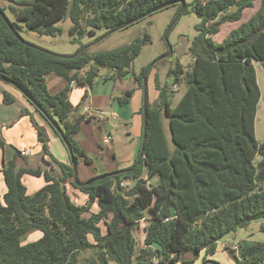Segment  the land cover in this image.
Here are the masks:
<instances>
[{
	"label": "trees",
	"instance_id": "1",
	"mask_svg": "<svg viewBox=\"0 0 264 264\" xmlns=\"http://www.w3.org/2000/svg\"><path fill=\"white\" fill-rule=\"evenodd\" d=\"M4 1L9 5H0V82L12 85L8 79L16 85L12 86L42 114L64 145V140L70 145L68 152L77 166L93 162L75 140L82 125L92 119L79 112L88 89L107 68L112 74L106 79L122 81L133 74L143 90L148 67L136 75L133 64L151 37L145 33L106 52L65 57L30 45L21 37L22 29L55 37L61 33L55 24L69 17L72 36H94L99 30L130 27L168 4L173 3L167 8L179 10V1L186 3L183 14L190 9L201 22L190 47L189 69L177 62L165 83L155 76L158 98L152 104L148 93L143 157L132 171L77 186L73 165L53 158L45 131L33 122L43 154L53 159L61 174L19 167L17 156L0 167L7 188L0 194V264H78L80 254L89 249L98 258L90 264H189L182 259L184 254L198 257L202 252L204 264L227 235L264 218V143L255 135L261 90L254 66L264 62V0ZM256 1L255 14L216 43L214 36L221 27L240 22ZM49 75L62 78L65 87L51 93ZM183 81L186 91L172 107L173 87ZM73 84L85 89L78 105L70 100ZM132 94L126 92L116 100L128 104ZM14 101L3 92L4 104ZM50 121L62 128V136ZM4 146L0 134V148ZM257 155L261 161L256 164ZM25 176L43 178L45 185L29 194ZM68 185L83 193L87 202L76 204ZM34 231L42 236L23 244ZM225 250L237 264H264V243Z\"/></svg>",
	"mask_w": 264,
	"mask_h": 264
},
{
	"label": "crops",
	"instance_id": "2",
	"mask_svg": "<svg viewBox=\"0 0 264 264\" xmlns=\"http://www.w3.org/2000/svg\"><path fill=\"white\" fill-rule=\"evenodd\" d=\"M82 73L85 74L86 72ZM47 82L53 94L62 90L66 85L64 80L56 75H49ZM102 85L103 88L99 92L94 93L93 88L88 89V98L84 103L87 109L83 114L92 117V119L90 122L84 123L80 132L75 135L77 144L93 160L91 165L82 161L78 164V178L82 182L102 174L132 168L135 161L139 158L142 147L144 95L142 90H140L139 83L134 76H130L122 81L106 79ZM5 91L13 96L15 101L12 104H4L3 92ZM129 91L133 92L129 103L125 105L118 103L116 98L120 96H117L116 92L124 95ZM84 94L85 89L76 87L73 84L70 92L72 104L78 105ZM110 105L113 106L110 117L115 121L114 123H109V119L104 118V114H100L103 106ZM23 111H28L29 114L25 115ZM33 122L45 131L48 138L49 151L53 158L67 165L72 164L68 149L42 114L19 90L12 85L0 82V134L5 142L4 149L0 148V167L4 162H8L17 156L19 167L52 169L53 174L59 176L61 171L58 165L51 157L43 154L42 145L38 142V132ZM164 125L170 137L167 119L164 120ZM106 136L112 138L111 143L108 145L103 144V139ZM24 151H30L31 154L22 156L21 152ZM27 177L25 180H30L34 192L45 185L43 178ZM32 178L36 181H33ZM152 181L157 183L156 179ZM70 187L68 185L71 198L73 199V195L77 194L79 201L85 204L87 199L80 196L81 194L78 190ZM69 189H72L73 194L70 193ZM6 190L3 175L0 173V194L3 196ZM93 210L97 211V207L94 206ZM226 244L219 242L218 249L219 246L225 249ZM218 249L216 253L219 251ZM217 255L210 257L209 260L220 264H234L232 262L219 261L221 259H218ZM182 259L185 262H190L189 264H203L204 252L200 253L198 257H194L191 253H186L182 256Z\"/></svg>",
	"mask_w": 264,
	"mask_h": 264
},
{
	"label": "rangeland",
	"instance_id": "3",
	"mask_svg": "<svg viewBox=\"0 0 264 264\" xmlns=\"http://www.w3.org/2000/svg\"><path fill=\"white\" fill-rule=\"evenodd\" d=\"M192 1L193 0H188L189 3H191ZM0 5L7 7L9 5V2L0 0ZM258 8L259 3L258 1H256L254 2V8L247 9L244 12V16L240 22L223 25L221 27L220 33L214 36V41L216 43L222 42L233 30L237 29L242 23L248 21L251 16L255 14ZM177 11L178 8L175 7L167 8L160 12L154 13L151 16H148L140 22L125 29H121L113 33L107 30H99L94 36H72L70 33L72 24L69 17L60 20L55 24V26L58 27L61 31V33H59L55 37L39 35L38 33L30 31L25 27L22 29L20 34L21 37L31 45H34L55 55L69 57L74 56L80 51L87 52L89 54L106 52L127 45L137 37H143L145 33H148L151 37V40L143 46L141 54L133 64V72L136 75H140L145 67L150 68V66H152V64L156 60L163 57L169 52L170 47L172 48L171 55L154 64V67L152 66L150 74L147 77L146 89L150 94L151 103L154 104L156 102L155 100H157L158 94L154 82L156 74H158L162 82L165 83L167 80H169L168 71L170 70V68H174L177 62L181 63L185 70H188L189 67L193 64V57L190 53V47L194 38L198 34L196 26L201 22V20L189 9L188 13L182 14L180 16L175 26L169 32L168 41H166V33L171 26L174 18L176 17ZM6 14L11 21H15L14 16L9 10H7ZM254 66L257 72L258 85L261 90V100L259 103L255 122V135L259 143H264V62L256 61L254 62ZM111 74L112 71L107 68L101 69L99 71L98 77L96 78L93 86L94 93L99 92L101 88H103L102 84L108 76H111ZM173 89L176 92L172 107H174L178 103L182 95L185 93L186 84L183 81L176 87H173ZM142 92L144 95V86ZM118 93L116 92L117 96H123V94ZM112 107L113 106L111 105L103 106L100 110V114H104V118L109 119V123L115 122L110 117ZM86 109L87 108L83 105L79 108V112L83 114ZM260 161L261 156L257 155L255 158V163L257 164ZM26 178L28 177L25 176L23 178V183L28 188L29 194H32L34 193V188L31 186V182L29 179L25 180ZM33 181L36 180L33 179ZM69 190L70 193L73 194L72 189ZM79 193L81 194L80 196H83L84 199H87V197L83 193ZM73 201L78 205H83L82 202L79 201L77 194L73 195ZM41 236L42 234L39 231L31 232L23 238V244L37 241ZM136 237L138 243L141 242L142 229L137 232ZM220 243H227L226 245L229 247H234L235 245L239 246V244L252 245L255 243H264V218L253 221L249 226L238 229L234 234L232 233L230 235H227L223 240L220 241ZM218 250L219 251L216 254H218V259H221L219 261L228 263L232 262L234 264H237L234 258L224 248L219 246ZM97 260L98 258L96 251L89 249L83 251L80 254L78 264H90L92 262H96Z\"/></svg>",
	"mask_w": 264,
	"mask_h": 264
},
{
	"label": "water",
	"instance_id": "4",
	"mask_svg": "<svg viewBox=\"0 0 264 264\" xmlns=\"http://www.w3.org/2000/svg\"><path fill=\"white\" fill-rule=\"evenodd\" d=\"M178 3L180 4V9L178 10L176 17L174 18V20H173L171 26L169 27V29H168V31H167V33H166V36H165L166 41H168V34H169V32H170V31L172 30V28L175 26V24H176L177 21L179 20L180 16L183 14L184 9H185V6H186L185 1H179ZM172 4H173V3H172ZM172 4L165 5V6L161 7V8H159V9L156 10V11H159V10L165 9V8L171 6ZM156 11H154V12H156ZM0 13L3 14V12H2L1 10H0ZM149 15H151V13L146 14V15H144V16H142V17L136 19L135 21H133V23L139 22V21L145 19L146 17H148ZM3 16H4V15H3ZM129 25H130V24H127V25H125V26H123V27H120V28L114 29V30L111 31V33L116 32V31L121 30V29H124L125 27H127V26H129ZM30 45H31V44H30ZM82 52H83V51H80V52H78L77 54H75L74 56H77V55H79V54L82 53ZM171 53H172V48L170 47L169 52H168L166 55H164L163 57H161V58H159L158 60H156V61L152 64V66H153L154 64L158 63L159 61H162L163 59L169 57V56L171 55ZM152 66H150V68H148V70H147L145 76L143 77V86H144V99H143V122H144V125H143V142H142V148H141V151H140V155H139V159H138V161L143 157V145H144V140H145V138H146L145 133H146L147 109H148V107H147V96H148V91H147V89H146V84H147V77H148V74H149V72H150ZM130 76H134V75H133V74L128 75V77H130ZM128 77H126L125 79H127ZM134 77H135V76H134ZM7 81H8L10 84H12L13 86H16V85L13 84L10 80L7 79ZM50 122H51V121H50ZM51 123H52V122H51ZM52 125L55 127L56 131L62 136V134H63V130H62V128H61L59 125H56L54 122L52 123ZM64 142L66 143V146H67V148H68V150H69V152H70V145H69L65 140H64ZM70 157H71V162H72L73 169H74V183H75L77 186H82V185L90 184V183H93V182H96V181H100V180H103V179H108V178H111V177H115V176L123 175V174H125V173H127V172H129V171H132V169H133V168H130V169H127V170H117V171H115V172H111V173H106V174L99 175V176H97L96 178L91 179V180H88V181H86V182H81V181L79 180V178H78V170H77V163H76V160L74 159V157H73V155H72L71 153H70ZM147 264H152V263H151V262H148ZM204 264H219V263L214 262V261H210V260H209V261H207V262L204 263Z\"/></svg>",
	"mask_w": 264,
	"mask_h": 264
},
{
	"label": "built area",
	"instance_id": "5",
	"mask_svg": "<svg viewBox=\"0 0 264 264\" xmlns=\"http://www.w3.org/2000/svg\"><path fill=\"white\" fill-rule=\"evenodd\" d=\"M111 141H112V138H111L110 136H106V137L103 139V144H104V145H108V144L111 143ZM30 154H31L30 151H24V152H21V155H22V156H28V155H30ZM124 185H125V184H124ZM228 247H229V246H228ZM229 248L238 251V245H235L234 247H229Z\"/></svg>",
	"mask_w": 264,
	"mask_h": 264
}]
</instances>
